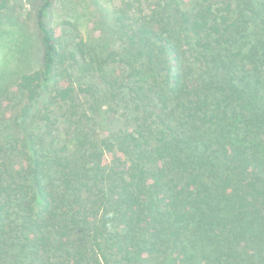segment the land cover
Here are the masks:
<instances>
[{
    "label": "trees",
    "instance_id": "1",
    "mask_svg": "<svg viewBox=\"0 0 264 264\" xmlns=\"http://www.w3.org/2000/svg\"><path fill=\"white\" fill-rule=\"evenodd\" d=\"M54 4L0 63V264H264V0H122L109 44Z\"/></svg>",
    "mask_w": 264,
    "mask_h": 264
},
{
    "label": "rangeland",
    "instance_id": "2",
    "mask_svg": "<svg viewBox=\"0 0 264 264\" xmlns=\"http://www.w3.org/2000/svg\"><path fill=\"white\" fill-rule=\"evenodd\" d=\"M121 1L55 0L49 14V22L57 36L61 35L69 25L76 24V34L80 37L90 40L105 37L109 44L111 38L108 22L112 19L110 15L114 8H117ZM10 2V10L0 15V63H5V68L15 66L14 48L21 41V34L33 43V51L36 50L33 42L34 16L40 0H10ZM19 31L21 34H18ZM36 61L39 63V58L34 59V62Z\"/></svg>",
    "mask_w": 264,
    "mask_h": 264
}]
</instances>
